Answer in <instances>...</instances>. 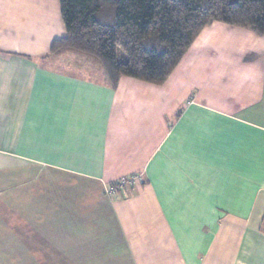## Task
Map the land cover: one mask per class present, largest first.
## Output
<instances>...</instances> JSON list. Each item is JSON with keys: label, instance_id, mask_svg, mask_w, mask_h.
Returning <instances> with one entry per match:
<instances>
[{"label": "crops", "instance_id": "1", "mask_svg": "<svg viewBox=\"0 0 264 264\" xmlns=\"http://www.w3.org/2000/svg\"><path fill=\"white\" fill-rule=\"evenodd\" d=\"M65 35L60 0H0V264H264V35L214 22L117 86Z\"/></svg>", "mask_w": 264, "mask_h": 264}, {"label": "trees", "instance_id": "2", "mask_svg": "<svg viewBox=\"0 0 264 264\" xmlns=\"http://www.w3.org/2000/svg\"><path fill=\"white\" fill-rule=\"evenodd\" d=\"M60 4L66 35L54 40L50 52L74 49L96 56L113 86L122 77L164 84L214 22L264 35V0H60Z\"/></svg>", "mask_w": 264, "mask_h": 264}, {"label": "rangeland", "instance_id": "3", "mask_svg": "<svg viewBox=\"0 0 264 264\" xmlns=\"http://www.w3.org/2000/svg\"><path fill=\"white\" fill-rule=\"evenodd\" d=\"M45 200L44 199H42L41 200V202L40 203H37V201H36V203H35V211L36 212H38V213H40L41 211V215L43 216L44 214H46V213H44V211H45V207L46 206H49L50 204L49 203H47V202H45ZM96 204H99V201H98V199H97V201H96ZM86 210H88L87 208H86ZM87 229H89L88 228V226L86 225L85 226V228H84V230H85V232L86 233H89L88 231H87ZM85 233V234H86ZM25 247H26V245H25ZM27 248V247H26ZM28 249V248H27ZM18 253V252H17ZM26 254H28L27 253V250H26V252H25ZM36 254H37V258L40 260V259H42V258H44V257H46V256H48V255H50V253H48V252H44V251H40V252H36ZM16 255V254H15ZM126 260V259H125ZM126 262H128V260L126 261ZM4 264V263H3ZM24 264H28V263H24ZM39 264H53V262H46V260H45V262L44 261H42V262H39Z\"/></svg>", "mask_w": 264, "mask_h": 264}, {"label": "built area", "instance_id": "4", "mask_svg": "<svg viewBox=\"0 0 264 264\" xmlns=\"http://www.w3.org/2000/svg\"><path fill=\"white\" fill-rule=\"evenodd\" d=\"M140 176H134L130 179L123 178L122 180L116 182L114 185H111L109 187L108 193L114 195L118 190L120 189H126L133 184L136 183V181L139 179Z\"/></svg>", "mask_w": 264, "mask_h": 264}]
</instances>
